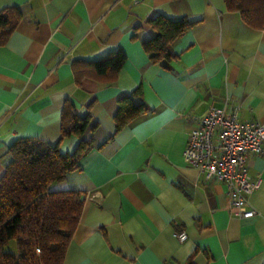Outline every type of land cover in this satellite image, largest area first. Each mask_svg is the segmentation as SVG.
<instances>
[{"label":"crops","instance_id":"crops-1","mask_svg":"<svg viewBox=\"0 0 264 264\" xmlns=\"http://www.w3.org/2000/svg\"><path fill=\"white\" fill-rule=\"evenodd\" d=\"M6 7L21 19L0 46V177L17 138L58 141L66 102L90 117L81 138L91 149L51 188L85 194L62 264H264V153L248 159L261 181L247 218L224 183L183 159L189 130L212 105L227 101L241 121L264 123V28L225 0H0ZM157 14L197 22L172 45L175 58L153 63L142 42ZM116 50L126 60L114 80L76 77V60ZM138 87L132 100L146 111L115 130L118 100ZM79 140L62 138L60 153Z\"/></svg>","mask_w":264,"mask_h":264},{"label":"trees","instance_id":"trees-1","mask_svg":"<svg viewBox=\"0 0 264 264\" xmlns=\"http://www.w3.org/2000/svg\"><path fill=\"white\" fill-rule=\"evenodd\" d=\"M229 10L239 13L248 25L264 28V0H225ZM21 19L16 7L0 10V46L4 45ZM197 20L157 14L148 20L153 36L142 42L153 63L175 58L171 48ZM121 50L108 52L94 60L73 63L77 78L112 81L125 63ZM140 88L118 100L113 116L115 130L146 111L144 104L134 103ZM90 117H80L66 102L61 111L60 135L56 143L39 137H19L8 145V161L0 177V264H62L67 246L79 222L85 194L81 190L52 191L54 184L80 169L79 159L92 147L81 138ZM69 135L80 138L71 154L59 151V141ZM14 241L15 251L8 249ZM190 263V262H189Z\"/></svg>","mask_w":264,"mask_h":264},{"label":"built area","instance_id":"built-area-1","mask_svg":"<svg viewBox=\"0 0 264 264\" xmlns=\"http://www.w3.org/2000/svg\"><path fill=\"white\" fill-rule=\"evenodd\" d=\"M264 153V123L257 119L241 121L237 107L225 101L210 106L196 126L188 132L183 159L194 166L206 181L224 183L231 208L240 217H252L256 210L249 206V196L259 188L260 178H251L248 159ZM184 241V230L175 232Z\"/></svg>","mask_w":264,"mask_h":264},{"label":"rangeland","instance_id":"rangeland-1","mask_svg":"<svg viewBox=\"0 0 264 264\" xmlns=\"http://www.w3.org/2000/svg\"><path fill=\"white\" fill-rule=\"evenodd\" d=\"M8 249H10L11 251H15V246H14L13 240L9 243Z\"/></svg>","mask_w":264,"mask_h":264}]
</instances>
